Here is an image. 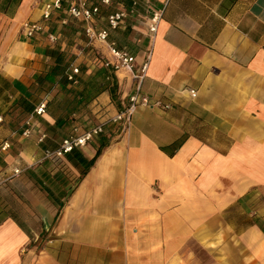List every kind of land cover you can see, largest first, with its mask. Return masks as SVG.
Returning a JSON list of instances; mask_svg holds the SVG:
<instances>
[{
  "label": "crops",
  "instance_id": "crops-1",
  "mask_svg": "<svg viewBox=\"0 0 264 264\" xmlns=\"http://www.w3.org/2000/svg\"><path fill=\"white\" fill-rule=\"evenodd\" d=\"M52 1L0 0L13 21L0 50V187L42 169L38 137L54 119L35 116L36 132L25 138L11 129L7 113L22 97L35 107L46 100L30 90L52 47L44 37L27 39L22 26L40 21ZM151 6L164 11L155 37L146 21L133 18L123 35L138 67L149 60L142 97L171 108L139 106L84 179L71 166L57 175L68 184L61 199L57 186L62 209L32 191L25 193L31 216L18 219L9 207L0 224V264H264V0ZM59 47L69 49L65 42ZM118 79L127 107L137 81ZM108 103L105 93L94 104L99 111ZM109 110L107 117L118 112ZM5 143L11 149L3 151ZM90 145L83 151L92 159Z\"/></svg>",
  "mask_w": 264,
  "mask_h": 264
},
{
  "label": "built area",
  "instance_id": "built-area-1",
  "mask_svg": "<svg viewBox=\"0 0 264 264\" xmlns=\"http://www.w3.org/2000/svg\"><path fill=\"white\" fill-rule=\"evenodd\" d=\"M126 1L130 3V6H126ZM104 8L107 9L105 15L102 14ZM163 16L164 11H156L152 8L151 0H53L46 5L40 21H28L23 24V34L27 39L34 41L38 37H44L46 43L50 47H54L60 42L62 35L60 30L52 31V25L57 24L61 29L69 24L70 20H74L83 25L84 33L88 37L90 45L96 47L95 49H102L95 63L113 70L117 77L123 74L137 81L135 92L129 96V104L124 111L116 112L113 117L102 120L89 130L76 131L74 134L68 135L62 141L59 149L44 151V161L59 163L66 154L76 149L84 150L99 138L109 125L121 126L122 131H124L139 106L163 110L171 108L161 101H152L149 97H142V85L148 74L149 60L138 67L133 51L128 47H119L114 41L115 35L124 34L128 31L130 28L129 20L132 18L137 20L135 23L146 21L148 36L151 39L154 38ZM137 35L139 38L145 36L144 33L139 32ZM80 75L79 67L73 66L69 71V81H74V77ZM123 79L127 80L128 77ZM189 93L191 98L197 97L195 90H190ZM47 104L48 101L43 100L36 107L35 116H44L47 112ZM31 119L27 122L28 129L23 134L25 138L31 137L36 132V126L31 122ZM46 138V132L40 133L39 144H42ZM9 149H11L9 143H5L2 147L3 151ZM22 173L23 171L20 169L14 172L15 175Z\"/></svg>",
  "mask_w": 264,
  "mask_h": 264
},
{
  "label": "trees",
  "instance_id": "trees-1",
  "mask_svg": "<svg viewBox=\"0 0 264 264\" xmlns=\"http://www.w3.org/2000/svg\"><path fill=\"white\" fill-rule=\"evenodd\" d=\"M0 13L3 16L7 14L3 9H0ZM106 13L107 12H103L102 14L105 15ZM74 27L73 24L70 25V22L62 27L60 42L47 50L46 57L48 61L45 64V69L30 90L32 96L36 97L37 100L41 98L47 100V97L53 95L55 91L59 94L52 98V100H47L46 114L48 113L54 119V125L47 124V138L41 144L44 151H56L68 135H72L79 130L83 132L96 126L97 124H93L88 128L81 129L76 125V121L84 117L85 111L89 109L101 95L109 93L111 102L118 111H124L126 108L122 103L117 75L113 70L101 66L99 63H95L92 67L81 66V75L75 76L74 81H69V71L75 66L74 62L76 58L69 50L61 51L59 45L68 41V32L73 35L78 34V30ZM68 45L70 46L69 43ZM98 57L99 55L95 54L94 60ZM1 82L5 89L9 87V83L6 80ZM75 85H78L79 90H73V86ZM35 109L36 107L33 102L22 97L7 113L11 118V129L16 131L18 135L23 136L26 129H28L27 122L35 116ZM108 127L109 126L105 128L102 134L103 138L100 145L98 147L94 146L96 154L92 159H89L84 151L80 149L66 154L64 159H62L61 162L68 165V170H71L69 167L71 166L77 171L80 175L78 178L79 180L84 179L92 171L102 157L104 150L113 143H111V138H113V136L110 135L111 132ZM68 130L69 134L61 140L57 136L56 139L53 137L54 135H59L61 131ZM183 142L184 140H181L172 145L171 148H174L176 151L183 145ZM162 150L165 151V149ZM173 154L174 153H172L171 156H173ZM0 163L3 165L2 162ZM41 166V170L34 172V178L29 174H25L23 178L28 182V185H31V190H35V194L40 201L46 204L52 202L55 206L58 205L59 208L62 209L64 205L56 202V193L58 192L57 186H59L61 190L58 194L61 199L67 195L64 187H67L68 184L65 183L64 185L63 182L57 179V175L65 176L68 172L58 168L61 164L59 165L52 161H43ZM51 174H53L54 179H52ZM46 175H48L49 179L46 178ZM8 213L9 209L5 210L3 207L0 208V224L8 217Z\"/></svg>",
  "mask_w": 264,
  "mask_h": 264
},
{
  "label": "rangeland",
  "instance_id": "rangeland-1",
  "mask_svg": "<svg viewBox=\"0 0 264 264\" xmlns=\"http://www.w3.org/2000/svg\"><path fill=\"white\" fill-rule=\"evenodd\" d=\"M103 12L104 13L107 12V9L104 8ZM71 24H73V26H75L74 28L78 30V34L73 35L70 32H68V35H67L68 41H66L65 43L67 45L68 43L70 44V46L68 45L69 46L68 50L76 58L74 65L76 67H79V69H81V66H87V67L94 66L95 64L94 56L95 54H99L102 49L98 48L97 45L96 46L98 49H95L96 47L90 45V41L84 33L82 24L74 20L70 21V25ZM12 28H13V21L10 20L9 18H6L0 13V50L2 49V46H6L8 44L7 38L12 33L11 31ZM61 29H60V26L57 24L52 25V31L60 30L61 32ZM22 34H23V30H22ZM114 41H116L119 47H128L133 51L132 49L133 43H131L129 38L125 37L122 33H118L117 35H115ZM121 77L122 79L125 77L129 78V76H125L123 74L121 75ZM73 90H76V89H73ZM112 105H113L112 102L108 103L106 107L102 106V110L98 111L97 107L99 106L92 104V106L85 111L84 117L76 121V125H78V127L81 129H85V128H88L90 125L92 126L93 124H98L102 120L110 118V117H107V115L109 116L110 110L106 112L104 111V109H108V107H112ZM104 112L105 114L103 115ZM108 128L111 132L110 135L113 136V138H111V143L112 142L114 143L116 140H118L122 136L123 134L122 127L117 126V125H109ZM68 134H69V130L61 131L59 135H54L53 137L55 139L58 137L61 140L62 138L66 137ZM102 138H103V135L97 138L96 140H94V142H92L90 146L98 147L100 143L102 142ZM58 164L59 165L61 164V166L58 168H61L65 172L71 171V170H68L67 164L62 163V162H59ZM23 177L24 176L20 177L19 181L16 183L15 186L12 185L9 187L8 185H5V186L0 187V208L3 207L5 210H8V208L10 207L11 211L13 209H16L18 219L19 218L21 219L26 216H31L30 212L28 211L29 209L32 211L31 205L27 201L25 197V193L28 191H32L35 194V190H31V185L30 184L28 185V182ZM76 183L77 182H74L73 186L70 188L71 190L76 185ZM35 196L37 197L36 194Z\"/></svg>",
  "mask_w": 264,
  "mask_h": 264
}]
</instances>
